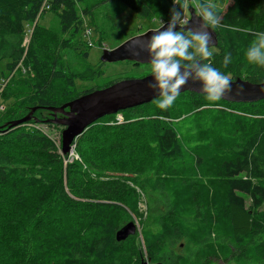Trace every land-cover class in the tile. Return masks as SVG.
<instances>
[{
  "label": "trees",
  "instance_id": "16d2710c",
  "mask_svg": "<svg viewBox=\"0 0 264 264\" xmlns=\"http://www.w3.org/2000/svg\"><path fill=\"white\" fill-rule=\"evenodd\" d=\"M172 2L100 0L94 7L118 3L139 20L168 22ZM82 3L0 0V97L13 118L0 130V264H215L218 257L264 264V101H209L184 92L160 109L153 100L91 124L72 144L79 158L72 163L39 126H9L20 119L17 110L50 113L113 83L77 92L76 80L86 77L68 71L61 58L71 40L52 45L39 26L52 12L87 60L84 30L93 27L94 8ZM215 11L217 46L202 62L231 80L264 82V65L245 55L254 34L264 32V0H230ZM85 70L89 81L99 77L100 70ZM213 172L222 187L214 197L202 184ZM160 194L172 202L167 212L146 214L140 230L117 241L119 229L136 226L140 196ZM181 240L183 254H174L169 246Z\"/></svg>",
  "mask_w": 264,
  "mask_h": 264
},
{
  "label": "rangeland",
  "instance_id": "374dc122",
  "mask_svg": "<svg viewBox=\"0 0 264 264\" xmlns=\"http://www.w3.org/2000/svg\"><path fill=\"white\" fill-rule=\"evenodd\" d=\"M100 0H83V3L81 6H86L90 10H92L91 13V24L93 27H85L84 30V36L86 39L89 40L88 42V58L87 60L83 57L82 53L84 51V47H81L80 53L77 52V49L74 44L76 42L74 41L76 39L72 38L71 36L67 34H62L60 30V26L58 23V19L55 17V15L47 11L45 12L39 19V26H45V36H47V39L52 40V45H59L61 41L65 40H71L70 46L67 48H63L61 51V58H62V64L65 66L68 71L74 73V74H80L84 73V76L86 77V82H81L76 80V86H77V92L81 90V88L89 87L92 85H101L100 87L106 86L110 82H117L119 80L128 79L130 78H140L144 74H147L148 71L151 69L149 65L147 64H137L133 65V63H127V61H122L121 63H102L100 62V56L102 54L103 49H113L123 43L124 41L136 36L143 34L147 30H154L157 29L160 26V22L162 21L163 24L165 23L162 18H159L158 16L154 17L153 20L150 21H142L139 20L133 13L130 11L124 9L121 5L118 3H112L110 5H103L100 4L98 7H94L95 4H97ZM207 3H211L214 5L215 10H225V8L228 6L230 0H200ZM197 3V0H174L170 6V18H171V10L173 8L180 10H184L187 13V18L189 17L187 9L189 7L193 8L195 12L197 9L195 8V4ZM169 22V21H168ZM29 36L26 37V42L29 40ZM79 42V41H78ZM74 43V44H73ZM100 64V65H99ZM99 67V69H97ZM87 68L93 69L95 71H99L98 75L99 77L97 79H92L89 81V74L88 71L85 70ZM230 77V76H229ZM88 80V81H87ZM0 97V118L3 119V124L1 125L0 130L5 129V125L8 124L9 120H13V118L7 116L10 115V111L7 110V106L9 102L4 103L1 102ZM12 101V100H11ZM3 105L5 107H3ZM18 111L17 114L20 119L24 118L25 116L32 115V119L22 125H25L27 127H37L39 126L40 129L44 130L48 134L52 136V138L56 139L57 142H61V132L62 129L60 126L55 124H47V121L52 119L51 113H31L30 111ZM120 113V112H119ZM116 115V114H115ZM60 117V115H57ZM39 120L44 121L45 123H36ZM124 119V118H123ZM115 120V119H112ZM111 120V121H112ZM32 121V122H31ZM110 121V122H111ZM122 119L119 117L116 119V123L121 122ZM125 120H123L124 122ZM7 122V123H6ZM14 122V121H12ZM33 123V124H31ZM109 123V122H108ZM110 124V123H109ZM21 126V125H20ZM12 127V126H10ZM13 128V127H12ZM2 132H0V135ZM69 154V162L72 163L73 161H78V155L75 151V147H71ZM107 170V169H105ZM178 172L180 175L181 171L178 169ZM112 174L110 173V176ZM219 183L218 178L215 176V173H210L209 176H207V179L203 180L202 184L206 187H208L211 191V194L214 196H218L219 192L221 191L222 187ZM172 202L167 200L163 194L155 195L150 198H148L147 195L140 196V203H139V213L136 216L137 222L136 227L137 229H141L140 222L144 220L145 215L153 214H165ZM195 205V202L188 203L185 205V208L187 211L192 210L193 206ZM219 240L225 241L222 237H219ZM136 243L138 246L141 247V241L140 238L136 237ZM184 241L181 240L173 245L169 246V249L174 254H183V250L181 247V244H183ZM215 264H234L232 261H224L218 257V259H213ZM150 264V263H149Z\"/></svg>",
  "mask_w": 264,
  "mask_h": 264
},
{
  "label": "water",
  "instance_id": "95a60500",
  "mask_svg": "<svg viewBox=\"0 0 264 264\" xmlns=\"http://www.w3.org/2000/svg\"><path fill=\"white\" fill-rule=\"evenodd\" d=\"M190 25L198 20L195 17V10L191 7L187 9ZM168 22L164 23L166 27ZM160 30V26L154 30H147L143 34L136 35L113 49H103L100 56L102 63H121L122 61L136 64L150 65L151 56L146 49L141 47L155 31ZM213 39L209 48L216 47L218 37L216 32L209 28ZM138 53V54H134ZM232 81L230 92H226L221 100L237 104H253L264 101V82L250 83L237 78ZM149 83H154L152 73L140 78L123 79L112 83L111 85L96 89L57 107L48 108L52 123L63 127L61 132V153L67 155L75 139L81 135L91 124L106 116L115 115L119 112L147 104L159 98L158 90L149 88ZM201 89L199 81L193 82L191 79L180 89V94L184 92L205 95ZM242 89V90H241ZM35 108L31 110V113ZM61 115L58 117L57 115ZM32 119V115L25 116L22 119L11 122L9 126H20ZM136 226L134 222H129L115 233L117 241H124L129 236L135 234ZM140 264H148L141 262ZM161 264V263H158Z\"/></svg>",
  "mask_w": 264,
  "mask_h": 264
},
{
  "label": "clouds",
  "instance_id": "9594fccd",
  "mask_svg": "<svg viewBox=\"0 0 264 264\" xmlns=\"http://www.w3.org/2000/svg\"><path fill=\"white\" fill-rule=\"evenodd\" d=\"M195 8V17L198 20L192 26H189L190 20L184 10L173 8L167 26L161 21L160 29L163 30L155 31L141 45L151 56L150 70L154 83H149L148 87L158 90L159 99L153 102L160 109L171 106L182 86L190 79L200 82V91L209 101H217L231 91L230 77L210 63L202 62L213 55L209 50L213 37L208 29L217 25L220 18L211 3L197 0ZM254 36L255 39L246 49L245 55L249 62L264 65V32H256ZM230 62L231 55L228 54L222 63L226 67Z\"/></svg>",
  "mask_w": 264,
  "mask_h": 264
},
{
  "label": "bare ground",
  "instance_id": "6f19581e",
  "mask_svg": "<svg viewBox=\"0 0 264 264\" xmlns=\"http://www.w3.org/2000/svg\"><path fill=\"white\" fill-rule=\"evenodd\" d=\"M61 116V115H60Z\"/></svg>",
  "mask_w": 264,
  "mask_h": 264
}]
</instances>
